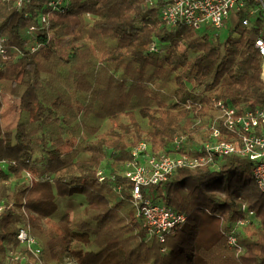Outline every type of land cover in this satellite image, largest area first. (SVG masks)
Returning a JSON list of instances; mask_svg holds the SVG:
<instances>
[{"label": "trees", "instance_id": "obj_1", "mask_svg": "<svg viewBox=\"0 0 264 264\" xmlns=\"http://www.w3.org/2000/svg\"><path fill=\"white\" fill-rule=\"evenodd\" d=\"M45 1L32 0L24 16L0 0V36L11 54L0 60V107L1 92L22 89L15 132L0 120V264L6 250L24 251L16 233L25 224L47 264L58 256V236L72 240L79 264H264V194L221 184L241 167L249 170L246 160L226 157L218 171L179 168L151 185L155 202L185 216L163 242L149 235L132 205V182L118 173L138 141L166 149L185 131L184 102L198 86L205 85L202 99L264 102L258 29L233 23L219 41L182 23L167 27L146 0H68V10L50 13L40 31L86 41L63 59L49 44L30 50L27 26ZM153 36L160 53L148 51ZM171 78L176 98L165 101L150 83ZM103 164L114 181L98 180ZM9 179H20V187L10 189ZM243 203L254 215L237 229ZM43 220L50 221L45 229ZM231 234L236 243L228 245Z\"/></svg>", "mask_w": 264, "mask_h": 264}, {"label": "built area", "instance_id": "obj_2", "mask_svg": "<svg viewBox=\"0 0 264 264\" xmlns=\"http://www.w3.org/2000/svg\"><path fill=\"white\" fill-rule=\"evenodd\" d=\"M11 1L24 16L30 15L28 6L32 0ZM146 3L148 7H157L159 18L167 27L182 23L197 31L212 33L219 41L233 23L256 27L259 32L254 47L260 56V75L264 83V0H146ZM44 4L46 10H38L27 26L32 38L31 51L56 41L58 37L51 33L41 35L40 31L48 28L50 13L68 10V0H46ZM89 15L85 12V17ZM163 50V44L153 36L148 51L160 53ZM10 57L7 38L0 36V60ZM204 88L205 85L198 86L192 91V98L184 102L188 124L184 132L175 134L166 149L154 150L146 140L138 141L130 148V159L118 170L132 182L130 193L136 215L143 220L149 235H155L160 242L185 216L155 202L149 187L167 181L179 168L207 166L218 171L226 157H239L246 160L258 190L264 194V102L236 106L215 95L202 99ZM115 175L104 164L97 170L99 181H114ZM23 180L31 182V175L25 172ZM3 207L0 205V211ZM240 209L243 216L234 226L237 229L248 224L254 215L245 203ZM16 239L24 251L6 250L3 264H47L28 224L18 228ZM227 243L235 244L236 236L229 235Z\"/></svg>", "mask_w": 264, "mask_h": 264}, {"label": "rangeland", "instance_id": "obj_3", "mask_svg": "<svg viewBox=\"0 0 264 264\" xmlns=\"http://www.w3.org/2000/svg\"><path fill=\"white\" fill-rule=\"evenodd\" d=\"M85 42L86 41L83 38L78 39L75 36H66L62 38L61 37L56 38V41H51L49 45L54 47L55 51L63 59H65L73 53L75 48H77L80 45H83ZM179 47L181 50H184V46L182 43L179 44ZM150 86L156 87L160 95L162 97L164 96L163 99L165 101H170L171 99L175 100L176 95L174 96L175 93H172V91H175L178 85L174 82L173 78L167 80L166 82H162V83L158 81L152 82L150 83ZM21 90L22 89L19 88L16 94L1 92V101H2V104L0 107L1 124L4 130H9V131H12L13 133L15 132L16 125L21 119V113L19 109V96H20ZM182 92L183 91L179 92L178 95L180 96ZM192 93L193 92H191V95ZM187 126L188 124H186L185 129H187ZM178 133L180 132H177L176 134ZM110 155H111L110 151H108L107 157L108 156L110 157ZM2 165L3 167H5V163H2ZM249 170L241 167L238 173L231 174L230 178H225V180H223L221 184L226 186L230 181L234 189L240 188V189L245 190L246 192H249V193L254 192L257 195H260V191L258 190V187L256 186L254 180L252 178L251 179L249 178V174H250ZM19 181L20 179H9L8 181L9 188L12 189L14 187H20L18 186L20 184ZM254 222H257L256 219H254ZM49 224H50V221L43 220L42 228L44 229L47 228ZM71 243H72L71 239H65L60 236L57 237V245H58L59 253H58L57 258L54 260L52 264H79L76 258H74V256L71 254V249H70Z\"/></svg>", "mask_w": 264, "mask_h": 264}]
</instances>
